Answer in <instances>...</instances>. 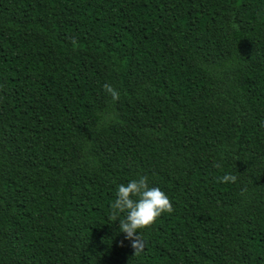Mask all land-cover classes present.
<instances>
[{"label":"trees","instance_id":"obj_1","mask_svg":"<svg viewBox=\"0 0 264 264\" xmlns=\"http://www.w3.org/2000/svg\"><path fill=\"white\" fill-rule=\"evenodd\" d=\"M0 264H264V0H0Z\"/></svg>","mask_w":264,"mask_h":264},{"label":"clouds","instance_id":"obj_2","mask_svg":"<svg viewBox=\"0 0 264 264\" xmlns=\"http://www.w3.org/2000/svg\"><path fill=\"white\" fill-rule=\"evenodd\" d=\"M75 43V39L72 41ZM104 90L113 101H118L120 93L112 85L105 83ZM220 168V164L214 165ZM221 183H235L237 177L226 173L217 178ZM247 188L241 190V195ZM109 219L118 221L119 231L125 234V239L131 240L134 255H139L144 249V241L139 235L140 229L151 227L164 213H172L174 207L169 197L158 187H150L147 176L130 180L126 185L120 184L116 199L110 205Z\"/></svg>","mask_w":264,"mask_h":264}]
</instances>
